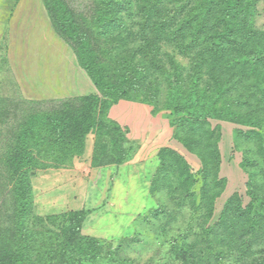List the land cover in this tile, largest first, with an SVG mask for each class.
<instances>
[{"label": "trees", "instance_id": "trees-1", "mask_svg": "<svg viewBox=\"0 0 264 264\" xmlns=\"http://www.w3.org/2000/svg\"><path fill=\"white\" fill-rule=\"evenodd\" d=\"M259 2L99 0L95 27L109 43L101 52L105 59L101 62L89 37L81 33L67 15L68 10L61 6L62 25L79 41L77 62L100 95L78 98L83 105L74 112L38 114L22 127L19 142L7 159L15 206L11 230H0V264L117 263V249L103 239L82 235L89 211L34 215L28 183L34 171L73 166L83 154L85 138L100 125L105 100L110 102L108 109L120 100L157 108L165 86L164 106L176 117L171 120L174 137L202 162L205 186L200 204L210 205V216L215 197L209 200L206 180L208 170L215 164L220 167L221 155V134L216 137L210 119L252 128L247 136L259 139L257 159L264 167V31L255 27ZM46 6L51 13L50 5ZM133 16L139 18L137 31L127 25ZM179 57L189 63L185 65ZM253 157L247 154L243 162L249 176L250 204L243 207L241 196L234 193L224 204L218 222L201 229L200 243L205 245L189 259L186 257L192 249L175 242L171 252L182 264L195 262L193 257L196 264H227V258H232L228 264H240L243 258L251 260L253 256L257 258L246 264H264V195L254 192L257 174L264 177V170H256L260 166ZM166 160L185 182L194 181L187 160L163 148L159 153L162 168L153 177V192ZM161 214L158 210L149 216L156 219Z\"/></svg>", "mask_w": 264, "mask_h": 264}, {"label": "rangeland", "instance_id": "rangeland-1", "mask_svg": "<svg viewBox=\"0 0 264 264\" xmlns=\"http://www.w3.org/2000/svg\"><path fill=\"white\" fill-rule=\"evenodd\" d=\"M31 3L32 0H28L26 6L42 9L38 13V21L28 22L29 25L27 24L25 28L27 26L29 28H26L22 32L19 31L16 35L12 33V43H10L11 38L8 37L5 43L0 46V230L2 231L8 228L11 230L13 225L15 200L12 194V183L10 181L7 159L19 142L18 139L21 135L22 127L38 114L70 113L80 109L83 105L82 101L77 100L82 97L60 95L57 97L42 98L39 94L40 89L38 91L37 87H35L39 80L36 81L33 79L37 76V72L40 74L45 73L46 61L44 59L49 55H47L49 46L55 50L60 45L61 47H67L68 55H75L76 57L79 41L74 40V35L72 36V33L67 31L62 25L61 20L63 15L61 14V6L68 10L67 15L73 20L75 26L79 28L81 33L89 37L88 42L91 48L97 52V59L100 62L105 60L101 52L109 44L104 38V35H98L99 30L95 27L94 18L97 13L99 0H33V5ZM46 3L53 10L51 13L47 11ZM30 18L35 19L33 16H30ZM138 20L139 18L136 16H133L131 19L128 18L127 25L129 29L137 31L140 28L137 25ZM255 20V27L264 31V0H260L258 4V12ZM114 33L116 35L118 32L115 31ZM13 41H22L24 43L23 46H25V51L39 50L38 54L36 51V54L33 55L35 56L34 59H31L29 55H23L24 60L27 59L23 65V74L31 76L33 79H31V88L20 86V77L22 74L17 70L16 65L13 64V59L10 55L12 50L17 48ZM130 46L133 47L134 44L130 43ZM179 60L185 65L189 63L180 57ZM77 66L78 71H84L78 62ZM115 78L116 75L114 76ZM62 83L64 84V82ZM93 88L92 95H100L94 84ZM163 88L159 96L157 108L151 107L153 108L155 116L160 119L163 118L170 124L173 138L175 139V128L172 127L171 120L174 121L176 117L164 106L166 88L165 86ZM245 89H247V86ZM105 101L107 104H104L102 108L103 112L99 115L100 125L95 129L94 133L88 134L85 138L86 145L82 154L83 157H88V154H92L91 163L93 168L129 163L134 157V149L136 147L131 143L128 131L125 128L118 123V127H116L107 121L105 116H108L111 121L115 122L109 115L114 104L108 109L106 105L109 107L108 103L110 102L108 100ZM130 102L142 103L135 100H131ZM210 126L212 129H216V137L219 133L221 134V138L218 140V147L221 154L220 167H215V164L208 170V178L206 180L210 187L209 200L215 197L213 200L214 211L212 215L210 216L209 214L210 205L208 203L207 205L200 204L202 197L201 190L205 186L202 162L197 155L189 152L183 144L175 139L179 145L180 152L173 151L187 160L191 173L194 175V181L192 183L185 182L184 178L179 175V171L168 165L167 160H169V156H167L165 170L159 174L155 184L156 191L153 192L151 190V196L153 197L155 205L145 198L141 189L131 191L129 188L126 195L127 200H124L127 203H124L121 211V220L119 219L120 225L111 233L118 237L114 239L98 238L107 241L110 246H113V249H117V257L115 258L117 263L114 264H182L183 261L175 258L171 252L175 242H179L180 245L185 246L188 250L192 249L189 250L186 257V259H189L190 255L198 254L203 249V245H205L200 243L203 239L201 229L205 226H213L218 222L224 204L234 193H238L241 196L243 207H247L250 204L251 198L247 185L249 176L243 167L245 165L243 162L247 154L253 155L255 156L253 158L257 159L256 151L257 141L259 139H252L247 136V132L253 130L252 128L238 125L230 120L213 118L210 119ZM215 141L216 139L213 142L215 143ZM207 155L205 153V156ZM87 163L89 161L84 163V165ZM256 163L260 166L256 170H264L259 159L256 160ZM176 164L178 165V163ZM160 165L162 164L159 163L156 173L157 170L162 168ZM89 170V167L84 166L83 170L78 173L72 171L73 174H70L71 176L69 177L73 180V183H76V180L78 182L80 181L79 178L77 179V176L85 178L83 185L84 191L76 199V201H80L79 205H82L83 202L86 206L89 204L92 205V197L94 196V199L98 197V192L91 191L90 187L95 182V179L91 181L92 179L88 177L90 175ZM156 173L154 177L157 176ZM67 175L69 173L64 174L61 170L57 169L37 170L30 173L28 183L32 194V212L34 215L48 217L55 214H62V212L56 213L58 210L56 207L57 199L54 198L51 200L46 197L53 190V187H55L53 185H57L59 179L65 180ZM257 177L254 192L261 196L264 195V177L260 176L259 173ZM164 180H167V183ZM74 186L76 184L73 185L75 189ZM217 194L218 196H216ZM143 206L147 208L146 213L139 215L134 220L133 227L128 229V216L135 211H144V209L140 210ZM101 209L100 207L94 210L91 209L92 211H89V213L87 212L88 215L83 222V226L87 221L95 218L92 222H89L90 224L95 223V231L94 228H91L93 229L91 232L88 229L87 232L83 233L82 226V235L88 233L95 236L106 235V231H108L106 224L107 222H112V219H103L99 224L96 220L97 216H91L93 213L101 211ZM158 210L162 214L156 219L150 218L149 213ZM103 229L106 231L103 232ZM213 243L215 242L213 241ZM109 245L107 244V247ZM250 255H252V251H250ZM194 258L193 260L195 262L190 264H196V259ZM256 258V256H253L250 258L251 260H247V257H245L242 262L238 263L246 264ZM231 260L232 258H227L226 263L228 264ZM101 264L111 263L102 262ZM198 264L205 263L200 262Z\"/></svg>", "mask_w": 264, "mask_h": 264}, {"label": "crops", "instance_id": "crops-1", "mask_svg": "<svg viewBox=\"0 0 264 264\" xmlns=\"http://www.w3.org/2000/svg\"><path fill=\"white\" fill-rule=\"evenodd\" d=\"M27 3L28 0H0V46L5 43L8 37L11 38L12 33L16 35L19 31L22 32L26 28H29L28 26L25 28L28 22L38 21V13L42 9L27 7ZM31 4L33 5V0ZM30 16L35 17V19H31ZM10 43H12V38ZM14 43L17 48L13 49L10 55L16 61L12 60L13 64L16 65L17 70L22 74L20 86L31 88V76L23 74V65L26 63L25 60H27H24L23 55H29L31 59H34L35 56L33 55L38 54L39 50L25 51L22 41ZM50 47H48L49 50L47 52V55H49L44 59L46 61L45 73L40 74L37 72V76L33 78L36 81L39 80L35 87H37L38 91L40 89L39 94L41 97L48 98L60 95L87 97L92 95L94 90L93 83L86 72H82L80 69L78 71L75 55L69 56L67 47H61V45L56 50ZM109 115L112 120L128 131L131 143L136 146L132 161L121 165L113 164L102 168H93L91 163L92 154H88V157L82 156L77 158L70 169H57L61 170L64 174L69 173L67 175L68 178L66 177L65 180L59 179L57 185H53L55 187L48 193L46 198L51 200L57 199L56 207L58 210L56 213L76 210L92 211L101 207V211L93 213L91 216H97L96 220L99 224L103 219H112V222H107L106 224L108 231L102 230L103 232L106 231V235L95 236L90 233L84 235L114 239L118 236L116 237L111 233L120 225L119 219L121 220V211L124 203H127L124 200H127L126 195L129 188L131 191L141 189L145 198L149 202L154 203L151 196V186L156 169L160 163L158 157L159 151L163 148H170L180 152V148L177 141L173 138L170 124L163 118L160 119L155 116L153 108L147 104L120 100L112 106ZM88 161L89 163L84 165ZM84 166L90 168V175L88 177L92 179L91 181L95 179V182L90 187L91 191L98 192V197L94 199L93 196V203L88 206L84 202L82 205H79L80 201H76L79 194L84 191L85 178L77 176V179L79 178L80 181L76 180V183H73V180L69 178L70 174H73L72 171L78 173L83 170ZM74 184H76L74 186L75 189L73 188ZM141 209H144V211H135L128 216V229L133 227L134 220L139 215L146 213L147 208L145 206ZM93 219L95 218L84 224L83 233L87 232L88 229L90 232L93 230L91 228L95 227V223H91L93 226L89 223Z\"/></svg>", "mask_w": 264, "mask_h": 264}]
</instances>
